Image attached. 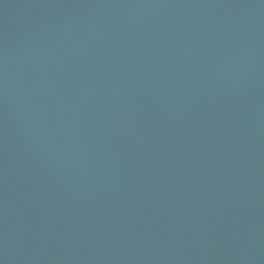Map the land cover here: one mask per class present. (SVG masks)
<instances>
[{
	"label": "water",
	"instance_id": "1",
	"mask_svg": "<svg viewBox=\"0 0 264 264\" xmlns=\"http://www.w3.org/2000/svg\"><path fill=\"white\" fill-rule=\"evenodd\" d=\"M0 264H264V0H0Z\"/></svg>",
	"mask_w": 264,
	"mask_h": 264
}]
</instances>
